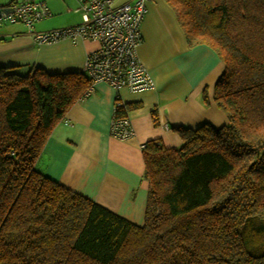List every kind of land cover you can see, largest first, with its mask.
<instances>
[{"label":"trees","instance_id":"16d2710c","mask_svg":"<svg viewBox=\"0 0 264 264\" xmlns=\"http://www.w3.org/2000/svg\"><path fill=\"white\" fill-rule=\"evenodd\" d=\"M164 1L188 45L224 63L214 102L228 124L176 128L179 147L143 146L137 225L37 168L88 75L0 67V264H264V0Z\"/></svg>","mask_w":264,"mask_h":264},{"label":"crops","instance_id":"0c3cea01","mask_svg":"<svg viewBox=\"0 0 264 264\" xmlns=\"http://www.w3.org/2000/svg\"><path fill=\"white\" fill-rule=\"evenodd\" d=\"M64 23L49 30L82 22ZM141 33L137 55L152 75L155 88L131 93L127 89L116 91L106 83L96 84L94 93L77 102L55 127L37 163L48 178L137 225L144 224L149 193L143 146L158 140L168 148L179 147L182 139L176 128L228 124L227 116L214 102L215 86L225 71L218 55L206 45H188L164 0H150ZM98 47V42L89 40L39 45L28 30L3 29L2 25L0 67L12 68L20 75L33 67L49 73L82 72L88 55ZM118 105L128 109L126 118L134 133L129 139L111 135Z\"/></svg>","mask_w":264,"mask_h":264},{"label":"built area","instance_id":"2783aa9c","mask_svg":"<svg viewBox=\"0 0 264 264\" xmlns=\"http://www.w3.org/2000/svg\"><path fill=\"white\" fill-rule=\"evenodd\" d=\"M78 0L82 23L72 27L35 32L33 24L51 17L44 0H16L0 8V28L3 23L23 24L39 45L82 40L98 42L99 47L88 55L84 72L91 79L86 96L98 83H106L116 91L127 89L140 93L155 88L149 70L140 62L137 48L142 42L141 26L148 13L150 0ZM111 135L125 140L134 133L127 118L112 123Z\"/></svg>","mask_w":264,"mask_h":264},{"label":"rangeland","instance_id":"374dc122","mask_svg":"<svg viewBox=\"0 0 264 264\" xmlns=\"http://www.w3.org/2000/svg\"><path fill=\"white\" fill-rule=\"evenodd\" d=\"M14 0H0V6H5ZM48 8L53 14V18L35 22L33 24L35 31H45L52 27L60 26V22L64 24H72L74 22H82V12L79 10L77 0H45ZM121 0H117L115 4H119ZM3 29L21 30L26 32L27 28L23 25H10L3 23Z\"/></svg>","mask_w":264,"mask_h":264}]
</instances>
